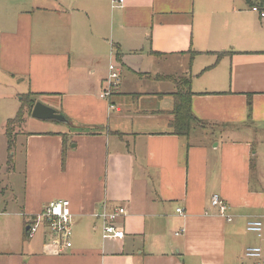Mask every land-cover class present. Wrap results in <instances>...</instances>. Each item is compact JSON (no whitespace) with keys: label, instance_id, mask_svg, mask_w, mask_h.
<instances>
[{"label":"crops","instance_id":"crops-1","mask_svg":"<svg viewBox=\"0 0 264 264\" xmlns=\"http://www.w3.org/2000/svg\"><path fill=\"white\" fill-rule=\"evenodd\" d=\"M254 5L264 0H0V126L25 95L69 121L15 133L22 196L10 183L0 195V264H255L244 258L264 252L246 230L264 221V20ZM111 64L120 79L102 99ZM164 77H190L206 128L172 134L176 85ZM56 200L69 202L75 236L57 253L46 228L26 237ZM120 207L125 236L103 241L93 215Z\"/></svg>","mask_w":264,"mask_h":264},{"label":"built area","instance_id":"built-area-1","mask_svg":"<svg viewBox=\"0 0 264 264\" xmlns=\"http://www.w3.org/2000/svg\"><path fill=\"white\" fill-rule=\"evenodd\" d=\"M122 0H111L112 6L121 3ZM251 11L264 20V8H259L254 5ZM120 79V71L114 65L108 67L107 87L100 98L105 99L109 96V89L114 86L115 82ZM210 205L217 212L219 217L230 221L227 214V205L218 196L213 195L210 199ZM177 213L181 210L177 209ZM126 216L124 208H116L114 211L100 212L93 215L94 218L101 222L100 233L103 241L105 240H122L125 236L122 229L116 226L115 222L119 218ZM41 227L46 228L50 235L49 246L53 248L54 252H62L65 249L72 247L71 243V215L69 211V202L67 200H56L49 202L43 209L42 213L34 217L33 223L28 229V238H32ZM246 230L249 233L256 235L259 239H264V221L250 220L246 224ZM244 258L255 261V264H264V252L261 247L247 248L244 252Z\"/></svg>","mask_w":264,"mask_h":264},{"label":"trees","instance_id":"trees-1","mask_svg":"<svg viewBox=\"0 0 264 264\" xmlns=\"http://www.w3.org/2000/svg\"><path fill=\"white\" fill-rule=\"evenodd\" d=\"M258 7L261 8V6ZM165 80L172 81L176 85V92L172 94L173 107L170 112L173 116V120L170 123L172 134L176 136H186L192 128H206V124L197 120L191 111V98L193 94L190 89V77L179 78L178 80L168 77ZM34 105L35 103L29 96H21L20 108L16 116L6 122L4 134L7 139L8 152L12 151L13 139L15 138L13 127L16 126L20 128L21 124L24 122L25 115H31Z\"/></svg>","mask_w":264,"mask_h":264},{"label":"rangeland","instance_id":"rangeland-1","mask_svg":"<svg viewBox=\"0 0 264 264\" xmlns=\"http://www.w3.org/2000/svg\"><path fill=\"white\" fill-rule=\"evenodd\" d=\"M251 9V8H250ZM254 17L258 20V16L254 15ZM246 19H249V15H245ZM253 18V17H252ZM259 21V20H258ZM120 70V68H118ZM160 78V77H159ZM176 79V77H171ZM162 79H166V77L162 78ZM35 119L31 118V117H27L26 121H24L20 128L14 126L13 130L14 133H16L18 130L22 129L23 131H32L36 128L32 127L35 126L34 124H39L38 121H34ZM48 122V121H45ZM58 124V123H57ZM5 127V126H4ZM4 127L2 128V125L0 126V162L1 165H3V168L0 169V185H2V188H0V195L2 196V198H4L6 195H9L10 192L7 190V186L8 183H10V185H12V189H13V195L17 198L20 199V197L22 196V190L21 187L23 185V177H22V168L24 166L23 164V154H20V149L22 147V145H24V139L23 137H18L19 135L16 134V139L14 138L13 140V147H12V151L8 152V144H7V139L6 136L4 134ZM46 129V128H45ZM14 153H16V155H13ZM4 155V156H3ZM4 157V159H3ZM16 167H14V163L16 164ZM16 169V170H14ZM88 227L92 229V232L94 231V229L92 228V224H91V220L90 223H87ZM90 224V225H89ZM74 234H77V237L79 239V236H81V233L75 232V229L73 231ZM95 233V232H94ZM98 235H100V232L97 231ZM75 237V236H74ZM74 237L72 240V243L74 242ZM100 236H99V241H100ZM110 243H115L113 244L114 246L117 245L118 242L116 241H109Z\"/></svg>","mask_w":264,"mask_h":264},{"label":"water","instance_id":"water-1","mask_svg":"<svg viewBox=\"0 0 264 264\" xmlns=\"http://www.w3.org/2000/svg\"><path fill=\"white\" fill-rule=\"evenodd\" d=\"M31 118L38 121L56 122L58 124L69 125V121L61 114H58L54 109L46 107L41 103H35L31 111ZM27 234H28V229Z\"/></svg>","mask_w":264,"mask_h":264}]
</instances>
